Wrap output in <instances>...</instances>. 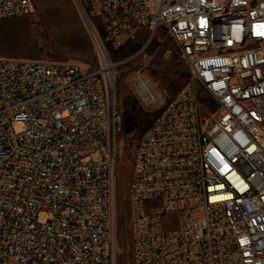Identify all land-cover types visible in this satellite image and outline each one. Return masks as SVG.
Here are the masks:
<instances>
[{
  "label": "built area",
  "instance_id": "1",
  "mask_svg": "<svg viewBox=\"0 0 264 264\" xmlns=\"http://www.w3.org/2000/svg\"><path fill=\"white\" fill-rule=\"evenodd\" d=\"M75 1L93 39L164 31L189 70L168 99L133 83L158 109L132 161V264H264V0ZM31 13L0 0V20ZM99 51L89 71L0 59V264H116L117 64Z\"/></svg>",
  "mask_w": 264,
  "mask_h": 264
},
{
  "label": "rangeland",
  "instance_id": "2",
  "mask_svg": "<svg viewBox=\"0 0 264 264\" xmlns=\"http://www.w3.org/2000/svg\"><path fill=\"white\" fill-rule=\"evenodd\" d=\"M30 2V15L0 20V59L76 64L89 71L101 50L117 64L112 85L118 118L114 135L116 264H132L128 192L132 161L138 138L158 109L156 104L141 101L133 83L138 78L148 79L154 87L162 88L168 99L186 85L189 70L164 31L151 40L144 30L114 42L105 41L101 32L100 39H93L86 16L75 0ZM200 101L212 109L202 94ZM46 218L45 214L40 216L41 221Z\"/></svg>",
  "mask_w": 264,
  "mask_h": 264
},
{
  "label": "bare ground",
  "instance_id": "3",
  "mask_svg": "<svg viewBox=\"0 0 264 264\" xmlns=\"http://www.w3.org/2000/svg\"><path fill=\"white\" fill-rule=\"evenodd\" d=\"M140 90V92H142L143 91V89L141 88V89H139ZM147 102H148V100L147 99H145Z\"/></svg>",
  "mask_w": 264,
  "mask_h": 264
}]
</instances>
